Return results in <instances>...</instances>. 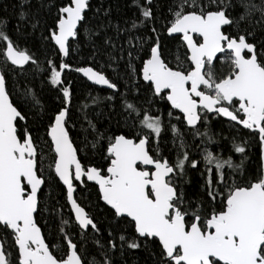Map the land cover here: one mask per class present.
I'll use <instances>...</instances> for the list:
<instances>
[{"label":"snow or ice","instance_id":"6c2138e0","mask_svg":"<svg viewBox=\"0 0 264 264\" xmlns=\"http://www.w3.org/2000/svg\"><path fill=\"white\" fill-rule=\"evenodd\" d=\"M132 5L138 17L129 27L115 26L117 38L126 36L127 49L107 35L110 19L87 27L88 13L99 18L103 8L93 11L91 0H39L35 11L31 0H21L15 40L7 21L0 20V264H126L116 256L136 250L145 251L151 264H264V40L258 42L255 31L264 29V0H170L163 17L157 15V0H132ZM109 14L103 8V17ZM141 26L151 34H133ZM82 29L93 42V56L106 53L109 67L127 56L124 91L91 64L73 69L66 62L73 45L81 43ZM37 31L43 64L40 48L20 46ZM162 36L178 37L175 53L165 52ZM93 37L102 39L100 47ZM33 66L55 93L54 108L31 87L20 92L10 86L9 73L23 74ZM65 70L111 90L103 101L114 107L119 99L123 124L134 133L121 131L120 121L116 131H101L84 112L85 148L102 146L106 167L80 158L82 149L71 134L76 121ZM142 91L151 95L138 103ZM90 99L94 105L103 102ZM161 102L168 105L167 112L156 108L154 113L153 105ZM210 114L226 118L237 132L247 130L258 144L255 177L239 182L244 160L235 164L231 156L224 158L206 146L214 143L206 127ZM167 133L174 160L165 155L162 134ZM188 134L205 145L191 146L201 155L203 170L201 159L190 151ZM248 146V139L233 143L234 152L245 159ZM190 170L203 180L202 195L195 200L185 187L192 183ZM89 182L111 220L106 241L93 236L98 254L86 260L87 234H99L100 228L74 194ZM53 187L61 189L64 203L53 197ZM38 216L45 227L52 221L56 243Z\"/></svg>","mask_w":264,"mask_h":264},{"label":"trees","instance_id":"16d2710c","mask_svg":"<svg viewBox=\"0 0 264 264\" xmlns=\"http://www.w3.org/2000/svg\"><path fill=\"white\" fill-rule=\"evenodd\" d=\"M58 2V0H57ZM170 0H157L159 4V8L157 10L158 17L166 16L167 6ZM259 2V0H257ZM21 0H0V20L7 21L6 30L12 35L13 39H16V24L18 22V13L20 11ZM93 11L97 7L103 6V8H109L110 14L109 17H103V8L99 18L93 17L92 11L88 13L89 24L87 27L95 28L97 23L105 19H110L113 25L112 28L107 30V35L111 36L114 42L119 47L123 44L124 48L127 49L128 45L126 43V36L121 34L119 38H117L115 32V26L120 25V27H129L130 22L138 17V12L135 7L132 5V0H91ZM39 4V0H31L32 11L36 10V7ZM29 9V5H24V10L27 11ZM46 9L42 10L43 13H46ZM53 15L55 14V10L53 9ZM48 22H51V17H47ZM159 23H163V19L160 20ZM159 23L157 27L159 28ZM243 27V25H242ZM22 32H30L31 29L22 28ZM256 37L257 41L264 40V29L256 28ZM135 35H150L151 33L148 29L141 26L138 30H135ZM40 31H37L33 37L29 38L27 43H24L22 40L20 41V46L28 47L35 51L37 48H40V60L43 64L44 62V54L43 48L41 47L40 40ZM162 43L164 45L165 52L171 51L172 53L176 52V49L179 47L178 37L177 39L168 38L166 36H162ZM95 40V46L100 47L102 44V39L93 37ZM147 47V45H145ZM78 48V51H77ZM182 51V50H181ZM50 58H54L50 57ZM127 56L125 55L124 60H120L117 64H113L111 67L108 66V56L106 53H97L93 56V42L86 38L83 29L81 30V43L79 45H73V50L69 57L65 58L66 62L69 63L72 68L87 66L91 64L96 67L98 70L105 72V74L114 82H117L121 86V91H124V85L128 83V78L125 75V60ZM172 59V57H169ZM137 67L140 66V62L136 61ZM174 66V61H173ZM219 67V65H218ZM27 68V66H26ZM7 71L6 69H4ZM65 80L66 83L71 81L72 89H73V101H72V117L73 120L76 121L75 129H71V134L76 142V145L80 151L79 155L85 164H91L98 167H106V162L102 159L100 147L96 150L91 149V145L89 144L87 148L84 145V129L87 128V121L83 119L84 112L88 113V119L92 120L97 124L101 131L106 129H110V131L117 130V121H120L119 128L121 131H124L126 134H134L131 133L130 130L124 126L123 124V114L122 108L120 105L119 99H117L114 103V107L109 105L107 101H103V98L111 94V90L106 88H100L95 85L90 84L85 78L79 75L74 70H65ZM19 82L18 86L16 82ZM9 84L13 86L14 91L22 92L25 87L33 88L38 94H40L41 99L44 104L47 105L50 109L54 108L57 105V101L55 98V93L53 91H49L48 87L44 85L41 79V74L36 72L35 66L32 68H28L23 74L19 73V70L15 74L9 73ZM150 93H145L142 91V94L137 101L138 103H144V97L150 96ZM90 97H100L103 102L98 105L92 104ZM135 98V92H131L129 94V99ZM88 107L85 108L84 106ZM147 105L145 104V107ZM156 108H160L165 113L168 110V105L163 102L153 105L152 111L155 113ZM176 121L174 120L173 123ZM206 127L210 134L214 137V143H209L206 146L212 150L214 153H221L224 158L229 156L232 157L233 163L240 164L241 160H244V171L242 173V177L238 175L239 182L243 183L244 181L255 177L257 174L259 164H260V150L258 144L254 143L252 139L248 136L247 130H241L240 132L236 131V128L232 127L229 122H227L222 117H215V115H210L207 121ZM201 131H204V126H201ZM43 132V129H41ZM79 133V135L77 134ZM165 137V141L167 142V148L165 149V155L169 156L170 160L175 159V151L172 149L171 145V134H162ZM187 143L190 146V151L192 152L194 158L201 159L200 169L203 170L204 163L200 154H197L196 149L191 147L193 143L200 145L201 148L205 147V145L201 144L199 139H193L191 134H188L186 137ZM248 139L249 146L246 152V159L241 154L235 153L233 149V143H240L242 140ZM91 140V137H89ZM106 144V142H105ZM189 177L191 178L192 183L186 185V191L190 197L194 200L199 199L202 195V190L200 185L203 183V180L200 177L199 172L190 170ZM49 189H45L44 195H47ZM52 195L55 199H59L61 203H64V198L61 195V189L59 187H53L51 189ZM78 198V202L85 207L86 211H88L94 219L98 223V227L100 228L99 234H94L91 231L87 234V242L85 244L84 256L86 260H90L93 255L98 254V249L96 248L93 242V236L100 239L102 242L107 239V229L111 220L110 215L102 211L103 208L102 202L97 200V189L91 186L89 183L88 187H78L77 192L74 194ZM65 218H68V209L64 210ZM47 217V213H45V218ZM40 222L46 236L49 237L51 243H56V231L54 225L51 220L48 221L47 227H45V220L37 217ZM74 240H78V236L73 237ZM118 262L124 261L126 264H151V260L148 257V254L142 250H136L133 252L127 253L125 256L120 257L116 256Z\"/></svg>","mask_w":264,"mask_h":264},{"label":"water","instance_id":"95a60500","mask_svg":"<svg viewBox=\"0 0 264 264\" xmlns=\"http://www.w3.org/2000/svg\"><path fill=\"white\" fill-rule=\"evenodd\" d=\"M78 73V72H77ZM79 75H81L83 77V75L81 73H78ZM85 78V77H84ZM86 79V78H85ZM87 80V79H86ZM89 82V81H88ZM90 84H92L91 82H89ZM93 85V84H92ZM96 86V85H95ZM97 87H100V86H97ZM101 88V87H100ZM210 115H214V114H210ZM223 118V117H222ZM226 120V118H223ZM91 183V182H90Z\"/></svg>","mask_w":264,"mask_h":264},{"label":"flooded vegetation","instance_id":"af4514ba","mask_svg":"<svg viewBox=\"0 0 264 264\" xmlns=\"http://www.w3.org/2000/svg\"><path fill=\"white\" fill-rule=\"evenodd\" d=\"M84 78V77H83ZM227 121V120H226ZM90 183V182H89Z\"/></svg>","mask_w":264,"mask_h":264}]
</instances>
